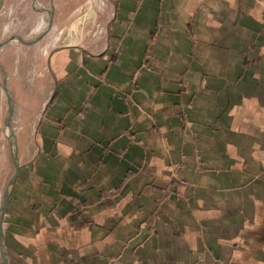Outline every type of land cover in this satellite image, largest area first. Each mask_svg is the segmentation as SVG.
Instances as JSON below:
<instances>
[{
  "label": "crops",
  "instance_id": "obj_1",
  "mask_svg": "<svg viewBox=\"0 0 264 264\" xmlns=\"http://www.w3.org/2000/svg\"><path fill=\"white\" fill-rule=\"evenodd\" d=\"M45 1L0 12L54 14ZM112 6L32 71L27 45L0 49L7 264H264V0Z\"/></svg>",
  "mask_w": 264,
  "mask_h": 264
},
{
  "label": "rangeland",
  "instance_id": "obj_2",
  "mask_svg": "<svg viewBox=\"0 0 264 264\" xmlns=\"http://www.w3.org/2000/svg\"><path fill=\"white\" fill-rule=\"evenodd\" d=\"M44 4L45 6H49L50 1L47 0ZM53 4L55 6V12L53 14V26L50 31L36 43L31 45L25 44L27 45V57L25 61L27 72L33 70L36 63L35 57H38V63H41V55L39 54L41 47L44 48L49 46L50 48L60 44H80L82 39H92L95 32H100V34H102L105 27L104 21L107 19L109 12L113 11L112 0H53ZM48 22V12H0V43L12 35H20L27 41L35 40L46 29ZM14 41L20 42L18 40ZM11 53L12 51L10 50L9 54ZM9 58L10 55L7 59ZM3 68L6 72V68L4 66ZM2 79L3 74L0 70V101L4 104L2 113L5 114L6 117L7 99L1 87ZM10 84L11 86L13 85L14 88H17L16 81H11ZM3 130L5 135L9 136V131L5 125ZM1 160L2 156L0 150V175ZM13 169L14 165L10 154V175L13 174ZM0 189L1 201L4 188Z\"/></svg>",
  "mask_w": 264,
  "mask_h": 264
},
{
  "label": "water",
  "instance_id": "obj_3",
  "mask_svg": "<svg viewBox=\"0 0 264 264\" xmlns=\"http://www.w3.org/2000/svg\"><path fill=\"white\" fill-rule=\"evenodd\" d=\"M46 10L49 14V22L47 24L46 29L35 40L27 41V40L23 39L20 35H12V36L8 37L6 40H4L2 43H0V49L5 44H7L13 40H18V41L22 42L23 44H28V45L34 44L37 41H39L47 32L50 31L51 27L53 26V11L50 9H46ZM0 70L3 74L1 87L4 90L5 95H6V99H7V113H6L4 125L7 127L8 131H9L8 139L10 142L11 157H12L13 165H14L13 174L7 183V186L4 190L3 196L1 198V203H0V264H7V256H6V252H5V243H4V234H3V218H4L5 207H6L7 201L10 197L11 190L13 189L16 177H17L18 172H19V162H18V158H17L15 133L13 131V127L11 124L12 115H13V111H14V101H13V98H12L11 93H10L9 88H8L7 74H6L3 66L1 65V63H0Z\"/></svg>",
  "mask_w": 264,
  "mask_h": 264
}]
</instances>
